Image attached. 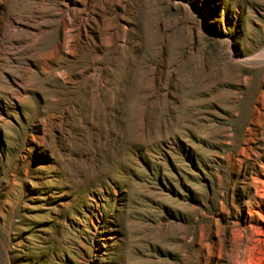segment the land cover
I'll list each match as a JSON object with an SVG mask.
<instances>
[{"label": "rangeland", "instance_id": "obj_1", "mask_svg": "<svg viewBox=\"0 0 264 264\" xmlns=\"http://www.w3.org/2000/svg\"><path fill=\"white\" fill-rule=\"evenodd\" d=\"M0 264H264V0H0Z\"/></svg>", "mask_w": 264, "mask_h": 264}, {"label": "bare ground", "instance_id": "obj_2", "mask_svg": "<svg viewBox=\"0 0 264 264\" xmlns=\"http://www.w3.org/2000/svg\"><path fill=\"white\" fill-rule=\"evenodd\" d=\"M13 22V21H12ZM26 23V22H25ZM30 26V25H29ZM35 28V27H34ZM28 28H26V30H27ZM37 29V28H36ZM33 33V32H32ZM29 34H31V33H29ZM33 34H35V32L33 33ZM27 38V37H26Z\"/></svg>", "mask_w": 264, "mask_h": 264}]
</instances>
